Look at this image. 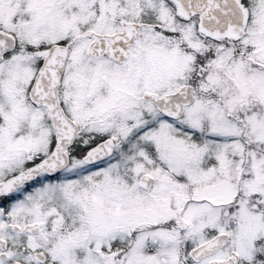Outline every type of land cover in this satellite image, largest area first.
<instances>
[{
  "label": "snow or ice",
  "instance_id": "6c2138e0",
  "mask_svg": "<svg viewBox=\"0 0 264 264\" xmlns=\"http://www.w3.org/2000/svg\"><path fill=\"white\" fill-rule=\"evenodd\" d=\"M0 264H264V0H0Z\"/></svg>",
  "mask_w": 264,
  "mask_h": 264
}]
</instances>
